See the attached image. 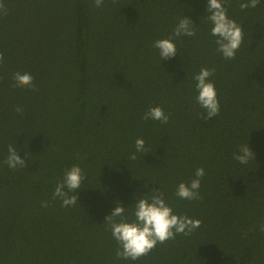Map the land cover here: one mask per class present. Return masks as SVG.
Listing matches in <instances>:
<instances>
[{
  "label": "trees",
  "instance_id": "16d2710c",
  "mask_svg": "<svg viewBox=\"0 0 264 264\" xmlns=\"http://www.w3.org/2000/svg\"><path fill=\"white\" fill-rule=\"evenodd\" d=\"M222 2L243 33L233 59L217 51L207 0H0V264H264V0ZM185 17L196 35L161 60L154 42ZM201 68L214 70L220 104L208 120ZM16 72L34 89L14 88ZM156 106L166 124L141 118ZM137 138L148 151L136 152ZM247 144L255 159L241 164ZM9 145L25 168L4 163ZM73 165L86 176L77 204L62 207L53 192ZM201 167L200 199L178 197ZM151 189L201 226L117 259L105 218L119 203L134 221Z\"/></svg>",
  "mask_w": 264,
  "mask_h": 264
},
{
  "label": "clouds",
  "instance_id": "9594fccd",
  "mask_svg": "<svg viewBox=\"0 0 264 264\" xmlns=\"http://www.w3.org/2000/svg\"><path fill=\"white\" fill-rule=\"evenodd\" d=\"M97 8L103 6L104 0H94ZM260 0H247L240 4V8H255ZM0 9L7 14L5 5L0 3ZM206 11L209 13L207 19L213 25L211 35L216 37L217 51L225 59H233L236 51L243 40V33L240 26L230 19L227 9L222 0H207ZM196 35L195 25L185 17L179 20L169 38L158 39L154 42V47L159 50L161 60L168 59L176 55L177 49L173 42L180 36L193 37ZM4 61L3 53H0V64ZM214 70L201 68L200 72L194 76L196 81L195 88L198 92L196 100L201 108L205 109L204 120L216 117L220 111V104L214 83L209 79ZM33 76L30 73L16 72L13 74L14 88L34 89ZM17 112L22 109L17 108ZM147 121L149 119L160 121L166 124L169 115H166L162 107H150L141 117ZM136 152L145 153V141L137 138L135 141ZM26 157L28 154H25ZM255 159L254 153L247 145L242 146L238 153L234 154V159L241 164H247L249 160ZM130 160L136 159V154L129 156ZM4 163L10 169L18 166L25 168L26 161L21 159L16 148L8 146V156ZM204 169L197 168L196 179L191 180L190 184L179 183L176 195L181 199L198 200L200 199L198 189L200 188V178L204 176ZM86 175L79 165H73L66 170L62 181L58 182L53 192V199L59 198L62 207L74 206L78 202L77 190L81 189L82 181ZM147 186V185H145ZM67 189V190H65ZM70 193H75L71 194ZM151 195H146L135 202L133 215L134 221H129L125 216V207L117 203L112 212L106 216L104 224L111 229V234L117 242L116 258L124 260H138L149 255L158 243H165L175 239L176 235H190L195 229L201 226V221L187 216H180L173 213V209L165 202L164 193L159 189H151ZM43 207H47V202H43ZM260 231L264 232V223L260 224Z\"/></svg>",
  "mask_w": 264,
  "mask_h": 264
}]
</instances>
